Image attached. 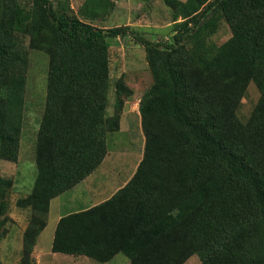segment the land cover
<instances>
[{
  "label": "trees",
  "instance_id": "trees-1",
  "mask_svg": "<svg viewBox=\"0 0 264 264\" xmlns=\"http://www.w3.org/2000/svg\"><path fill=\"white\" fill-rule=\"evenodd\" d=\"M151 2L152 0H139ZM172 12L168 42L103 22L115 4L86 0H0V165L16 163L29 52L49 57L36 143L37 176L16 206L30 210L19 264L33 257L52 200L93 174L119 132L133 90L112 84L113 40L136 35L153 83L139 104L143 159L107 201L58 222L52 252L105 264H264V0H162ZM223 23L231 37L218 45ZM260 99L238 111L251 84ZM114 111L108 115L111 90ZM14 180L0 168V240Z\"/></svg>",
  "mask_w": 264,
  "mask_h": 264
},
{
  "label": "rangeland",
  "instance_id": "rangeland-1",
  "mask_svg": "<svg viewBox=\"0 0 264 264\" xmlns=\"http://www.w3.org/2000/svg\"><path fill=\"white\" fill-rule=\"evenodd\" d=\"M86 0H69L75 14ZM115 7L110 16L98 24L107 28L129 27L136 35L153 42H168L172 35V12L162 0L143 2L139 0H110ZM186 1V0H182ZM136 35L129 36L126 41L113 40L110 49L112 84L121 77L133 90V95L126 101L119 132L108 136V157L103 165L96 170L93 180L86 179L77 187L61 195L59 201H54L47 227L38 238L33 257L36 264H101L84 257H73L52 252V242L57 225L58 208L68 213L71 210L98 205L110 198L116 183L126 174L127 170L136 169L144 152L145 138L141 128L139 104L143 95L149 90L153 78L146 61L145 48L136 41ZM231 37V31L226 23L214 37L221 45ZM29 52V67L26 77L25 107L20 143L19 158L16 163L2 161L0 168L4 177L14 180V188L9 195L10 221L6 233L0 240V264H19L21 259L23 234L26 230L30 210H20L16 206L19 198L29 195L33 189L36 176V143L40 123L45 110L47 96V76L49 57L47 54L31 50ZM260 99V93L255 84H251L242 100L238 114L246 121L250 117ZM108 115L114 111V90L112 87L109 99ZM92 175V174H91ZM197 255L191 257L185 264H199ZM105 264H131L124 255H117Z\"/></svg>",
  "mask_w": 264,
  "mask_h": 264
},
{
  "label": "crops",
  "instance_id": "crops-1",
  "mask_svg": "<svg viewBox=\"0 0 264 264\" xmlns=\"http://www.w3.org/2000/svg\"><path fill=\"white\" fill-rule=\"evenodd\" d=\"M140 119H141V117H140ZM108 157V155L106 156V158ZM106 158H105V160H106ZM143 159V153H142V156H141V158H140V160H139V164H140V162H141V160ZM105 160H104V162H105ZM103 162V163H104ZM103 163H102V165H103ZM139 164L137 165V168H138V166H139ZM101 165V166H102ZM100 166V167H101ZM99 167V168H100ZM98 168V169H99ZM137 168L136 169H131L130 171L129 170H127V172H126V174L121 178V180H120V182L119 183H116L115 185H114V187H113V189H112V192H111V195H110V198L115 194V193H117L119 190H121L123 187H125L126 185H127V183L132 179V177L134 176V174H135V172L137 171ZM97 169V170H98ZM95 173H96V171L92 174V175H90L88 178H86V179H88V180H93V177H94V175H95ZM85 179V180H86ZM84 180V181H85ZM83 181V182H84ZM82 182V183H83ZM81 184V183H80ZM77 187V186H76ZM109 198V199H110ZM59 199H61V196H59L58 198H56V199H54V200H52V202H51V205H50V211H49V214H48V218H49V215L51 214V211H52V206H53V202L54 201H59ZM61 202H59V203H57L56 205H55V207H57L58 208V210H59V212H58V215H57V219H56V221H57V224H58V222L61 220V218H63V217H65V216H67V215H69V214H73V213H77V212H81V211H85V210H88V209H90V208H92V207H94V206H96V205H91V206H88V207H85V208H79V209H75V210H71V211H69L68 213H63L62 211H60V208H61V204H60ZM101 204V203H100ZM99 205V204H98ZM56 227H57V225H56ZM56 230V229H55ZM44 232V231H43Z\"/></svg>",
  "mask_w": 264,
  "mask_h": 264
}]
</instances>
